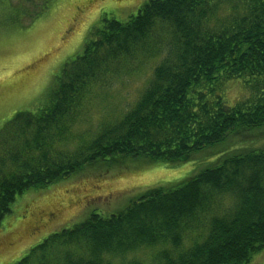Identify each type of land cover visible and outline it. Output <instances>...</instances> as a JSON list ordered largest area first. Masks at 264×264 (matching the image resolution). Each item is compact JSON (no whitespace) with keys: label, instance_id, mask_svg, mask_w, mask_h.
<instances>
[{"label":"trees","instance_id":"16d2710c","mask_svg":"<svg viewBox=\"0 0 264 264\" xmlns=\"http://www.w3.org/2000/svg\"><path fill=\"white\" fill-rule=\"evenodd\" d=\"M148 62L133 104L82 127L103 92ZM231 81L250 95L228 105L221 91ZM261 127L264 0H149L126 21L103 15L41 103L0 127V222L30 190L105 165L187 162L230 134ZM141 249L156 250L147 264H249L264 250V147L225 153L114 214L91 211L12 264H145L127 261Z\"/></svg>","mask_w":264,"mask_h":264},{"label":"rangeland","instance_id":"374dc122","mask_svg":"<svg viewBox=\"0 0 264 264\" xmlns=\"http://www.w3.org/2000/svg\"><path fill=\"white\" fill-rule=\"evenodd\" d=\"M148 1L49 0L47 9L33 18L30 15L39 13L43 0L0 1V127L15 113L34 110L41 103L53 76L67 59L81 53L87 33L103 15L126 21ZM142 65L96 99L89 109L88 125L82 127L92 130L107 117L111 121L137 100L153 64ZM221 94L228 105L250 95L240 81L228 82ZM245 133L230 134L187 162H136L117 169L105 165L73 175L46 191L30 190L16 197L0 222V264L14 263L50 233L72 227L91 211L114 214L148 189L185 182L225 153L264 147V127ZM153 254L156 250L141 249L128 255L127 261L147 264ZM249 264H264V250Z\"/></svg>","mask_w":264,"mask_h":264}]
</instances>
